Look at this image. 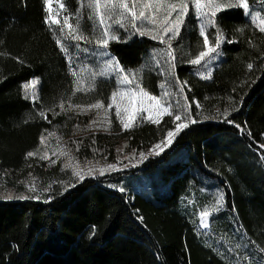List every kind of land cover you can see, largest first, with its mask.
Instances as JSON below:
<instances>
[{
  "label": "trees",
  "instance_id": "trees-1",
  "mask_svg": "<svg viewBox=\"0 0 264 264\" xmlns=\"http://www.w3.org/2000/svg\"><path fill=\"white\" fill-rule=\"evenodd\" d=\"M78 1L63 0L68 14ZM46 16L43 0H0V180L18 189L23 176L58 173V166L46 167L27 153L40 151L41 137L54 128L64 137L73 133L79 119L69 105L106 103L114 89L105 76L91 80V90L75 89ZM217 28L224 42L210 78L187 64L203 49L192 10L172 41L175 75L187 81V99L199 104L191 113L195 123L136 167L64 186L54 181L45 198H0V264H227L194 230L197 208L213 207L221 194L223 206L264 249V33L240 9L218 13ZM155 43L131 33L110 41L107 50L124 69H136ZM31 77L39 78L34 102L23 89ZM156 82L151 71H142L148 92H158ZM172 126L165 115L159 124L114 130L128 148L143 149ZM91 136L84 137L78 157L104 135ZM68 185L74 187L65 191Z\"/></svg>",
  "mask_w": 264,
  "mask_h": 264
},
{
  "label": "rangeland",
  "instance_id": "rangeland-1",
  "mask_svg": "<svg viewBox=\"0 0 264 264\" xmlns=\"http://www.w3.org/2000/svg\"><path fill=\"white\" fill-rule=\"evenodd\" d=\"M61 2L64 3L63 0H52V8L54 13L58 10L59 3ZM82 3L86 5L87 0H79L76 11L73 14H68L66 11L61 10L60 15L57 18L61 19L62 21L63 16L67 15L69 16V22L74 26L79 23L80 34L91 39L93 41L92 43H89L85 40L74 41L71 39H65L67 29H65V32H61L59 30V25H51L54 28L56 38L62 39L65 46L67 47V52L64 51L63 53L68 59L71 70L77 74L75 76L73 75L75 79V89L78 78H82L84 80L83 87L87 89L90 85V81L93 80L92 74L102 71L104 69L105 62L114 58L107 49L99 48L94 43L95 39L99 36V29L94 28L91 21L87 19L90 10L87 7H81ZM189 9L192 10L193 14L195 15V10L191 3L189 4ZM77 13H80L79 17L77 16ZM245 16L254 26L259 28L258 25H260V22L264 21V4H262L260 1L257 4L250 5V14ZM195 17L197 19L199 29L201 25V18L197 17L196 15ZM254 17H256L255 20ZM137 26H141L140 22H137ZM144 26L148 25L145 24ZM113 32L119 38L123 37L124 39L129 34L133 33L131 29L120 28L118 25H113ZM206 34L209 38V46L214 45L216 36L215 27L206 28ZM136 35L152 40L149 36H140L139 34ZM152 41L156 42L154 45V51L147 55L144 63H142L136 69H124V74L135 73L140 87H142L146 92L148 91L142 85V71L148 70L155 75L157 78L156 88L158 92L148 93L152 96L161 97L164 91L169 92V96L165 98V106L168 104L172 105L170 111L173 113V126L169 130H174L176 123L189 124L191 121H194L191 113H198V111H196L198 108L195 102H191L189 99L185 101V87L184 93L181 95L179 92L180 85L177 83L176 75L169 74V65L166 62L167 58L161 55V50H163L166 46L160 43L158 40ZM58 47H60L59 44ZM202 50H204V48ZM219 58L220 51L218 49L217 53H214L209 58H206L205 61H203L200 65H193L189 63L191 59L187 62V64L191 72L201 77H208L212 70L216 67ZM174 63L176 65V58ZM97 76L99 75H96L95 77ZM105 77H111L114 80V89L110 93L108 101L106 103L102 102L104 107L101 109H91L86 112H81L75 109L79 120L76 119L77 122L73 126V133L67 137H64L61 135L58 129L54 128L48 132V134L42 136L45 137V143L42 144L40 151L34 152L36 153L38 160L41 161V163H45L44 166H58V173L47 175L45 178H41L36 173L23 176V180L19 181V183H21V189H18L12 185L3 184V181L0 180V198L5 199V197L8 195L13 197L31 195L34 197L38 196L39 198H45L50 191V185H52L54 181H58V183L61 184L60 186H64L67 183L78 180L77 177L72 175L71 167L65 168L66 164L78 166V169H82L85 172H87L89 168L94 169L91 175H86L85 177L102 176L99 175V169L104 168L108 164H116L118 170H107L105 171L104 175H109L116 173L117 171L136 167V165L141 163V152L145 153V155H148L155 144L160 143V141L165 139L169 130L165 132L162 138L150 146H147L146 148L136 149L127 147L126 142L121 140V138L118 136V131L114 130L115 125L118 126L120 130L124 129L120 121L116 118L115 105H113L111 109H108L107 106L112 102L111 97L113 92L117 91L118 88H134L135 82L131 85H119L115 73ZM33 80H38V83L35 86V93L37 96L39 84L38 77H31L23 84V86ZM178 80L181 83L183 82L180 79ZM161 85H164V87L162 88ZM32 91V89H24L25 94L31 99L32 102H34L35 99L32 97ZM96 102L97 101L89 104L79 103L76 105L86 108L88 105L95 104ZM117 102L122 104L123 115V106L127 104V101L121 102L119 98H117ZM177 102H179L180 107H177ZM185 103L190 105V107L185 109L183 107ZM133 107H139V103H134ZM148 115L149 113L147 111L142 110L141 113L137 115L136 120L133 122V126L142 122H149L146 119ZM176 115L181 116L180 121H175ZM109 120L111 121L110 126L108 125ZM93 121H95V123H93ZM89 125H91V127H89ZM49 133H54V135H49ZM97 133L104 135L99 140V145L86 144L88 147V153L85 156L83 155V158L78 157L80 155L77 152L78 149L82 144H85L83 143L84 137H93L91 135H95ZM93 143H96V141ZM61 150L68 151L69 155L73 159L69 160L67 156L60 155L59 152ZM45 154H47L48 159H41V156ZM149 156L151 155H148V157ZM52 161H55V163H52ZM61 174L65 175V177H62ZM33 183L36 187V191L34 192L29 191L28 187ZM213 203H215V201L210 204ZM205 209L210 208H197L196 222L194 223L195 233L204 245L211 248V250L227 264H264V251H262V249L259 248L245 233L233 209L222 206L220 207L219 211L212 212L208 217L209 227L203 228L200 225V213Z\"/></svg>",
  "mask_w": 264,
  "mask_h": 264
},
{
  "label": "snow or ice",
  "instance_id": "snow-or-ice-1",
  "mask_svg": "<svg viewBox=\"0 0 264 264\" xmlns=\"http://www.w3.org/2000/svg\"><path fill=\"white\" fill-rule=\"evenodd\" d=\"M46 5L45 11L48 13L45 20L49 25H59V30L61 32H67L65 34V39H71L74 41L85 40L89 43L93 41L88 37L80 34L79 23L74 26L69 22V16H63V19H58L60 11H66L64 3H59L58 10L54 13L52 8V0H43ZM255 2V0H253ZM191 3L192 7L195 10V15L201 18V25L199 28V35L203 37L202 46L204 50L200 51L194 59H191L189 63L193 65H200L206 58H209L214 53L218 52V49L223 40V33L219 28L216 30L215 44L209 46V38L206 34V28L216 27V17L217 14L222 10H231V9H240L243 11L244 15L250 14V5L248 0H87V4H81V7H87L90 10V13L87 17L89 21L93 24L94 28L99 29V36L95 39L94 43L102 49H107L110 41L118 40L119 37L113 32V25H118L120 28L131 29L133 34H139L140 36H149L152 40H158L160 43L164 44L166 47L161 50V55L167 58V63L169 65V74H175V56L172 49V41L175 40L179 34L181 27L185 23V19L189 14V4ZM261 3L264 4V0H261ZM80 13H77L79 17ZM256 17H254V20ZM137 22H140L141 26H137ZM148 26H144V25ZM259 31L264 33V21L260 22L258 25ZM232 43L233 41H227ZM60 45L61 49L67 52V47L65 46L62 39L58 38L56 41ZM158 63V62H157ZM248 68L251 69L252 65L249 64ZM124 68L119 64V61L115 58L109 59L105 62L104 69L99 73H93V79L96 75L99 76H108L112 73H115L117 76V82L119 85H131L135 82L134 88H118L117 91L112 93L111 100L112 102L108 104V109H111L115 105L116 118L120 121L124 129H129L133 126V122L136 120L138 114L141 111H147L149 113L146 118L149 122L153 124H159L163 116L168 115L172 116L173 113L170 111L172 105L168 104L165 106V98L169 96V92L164 91L161 97L152 96L146 92L142 87H140L139 82L136 79V74H124ZM73 75H77L73 72ZM205 78H210L205 77ZM38 80H33L29 83H26L23 87L25 90L32 89L33 99H38L35 93V86L37 85ZM177 83H179V92L181 95L184 93V87L187 84V81L179 82L177 78ZM84 80L78 78L76 81V90L77 91H86L91 90L94 85H89L86 89L83 87ZM163 88L164 85H161ZM174 95V94H173ZM27 98V97H26ZM117 98L121 102L127 101V104L123 106V115H122V104L117 102ZM185 101L187 96H184ZM138 102L139 107H133L134 103ZM61 109L64 108V105H60ZM104 105L102 102L97 101L95 104L88 105L86 108L80 105H69V108L76 109L81 112H86L91 109H101ZM177 107H180L179 102H177ZM185 109L189 108L190 105L185 103L183 105ZM199 107V104H197ZM229 112L225 110L222 115L228 123L232 121L227 120ZM45 114L41 113L43 117ZM46 118V117H45ZM207 118V117H206ZM181 116L176 115L175 121H180ZM195 123V121H191ZM95 123V121H93ZM111 121H108L110 126ZM91 127V125H89ZM188 127L187 123H176L174 130H169L166 134L164 140L160 141L153 146V149L148 153V155H159L164 151L165 148L169 147L175 137L185 128ZM239 128V125H236ZM49 135H54V133H49ZM41 143H45V137H41ZM261 149H264V144L260 145ZM60 155L67 156L69 160L73 159L68 151L61 150ZM29 157L36 155L34 152L27 153ZM148 155L145 153H140V162L148 158ZM41 159H48L47 154L41 156ZM55 163V161H52ZM72 168V175L78 178V181H83L86 175H91L94 169L89 168L87 172L82 169H78V166H73L71 164H66L65 168ZM111 170L116 171V164H108L104 168L99 169V175H104L105 171ZM29 191H36L35 184L28 186ZM68 187H74V185H68L65 187L67 191ZM47 190V189H46ZM123 191V189H120ZM39 199V197H28V196H19L13 197L8 195L5 199ZM224 204V196L219 195L218 199L215 201V205L210 209H205L200 213V225L203 228H208V217L212 212L220 210ZM94 235V231H93ZM264 251V249H262Z\"/></svg>",
  "mask_w": 264,
  "mask_h": 264
}]
</instances>
